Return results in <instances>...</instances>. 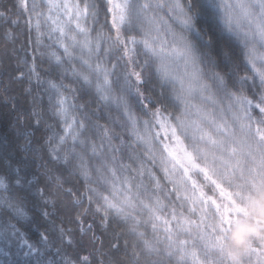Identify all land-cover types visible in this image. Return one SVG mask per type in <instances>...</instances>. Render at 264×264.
<instances>
[{
  "label": "trees",
  "instance_id": "obj_1",
  "mask_svg": "<svg viewBox=\"0 0 264 264\" xmlns=\"http://www.w3.org/2000/svg\"><path fill=\"white\" fill-rule=\"evenodd\" d=\"M70 1L0 0V264H264V41L232 1Z\"/></svg>",
  "mask_w": 264,
  "mask_h": 264
},
{
  "label": "rangeland",
  "instance_id": "obj_2",
  "mask_svg": "<svg viewBox=\"0 0 264 264\" xmlns=\"http://www.w3.org/2000/svg\"><path fill=\"white\" fill-rule=\"evenodd\" d=\"M52 1L57 9L55 13L59 15V18H66L68 20L73 18L76 8L71 4L70 0ZM226 1H232L230 2V5H232L231 7H233L232 16H235V22H237V24H247L248 26L243 25L244 27L247 26L245 29L251 34L256 33L255 36L264 41V36L262 35L263 14L255 10L256 6L263 7L262 0H254L256 2L255 4L250 2V0ZM111 4L114 7V11L116 14L114 15V18L117 19L116 16H121V10L124 5V0H111ZM117 35L119 38H121L119 31L117 32ZM166 37V39H162L161 41V45L163 44L165 48L160 53L163 54L165 60L167 61L165 68L167 73L175 80H177L182 86L191 91V94L194 95V99L192 101H194L195 106L202 107L203 105H205L207 96L209 94H206L204 92V89L202 88V83H200L198 73L191 62L187 47L178 43V36L176 32L171 28ZM125 52L128 53L127 47H125ZM133 71L136 75V78L140 79L137 71ZM210 116L211 115L208 112L207 117ZM207 119L210 120L209 118ZM165 124L166 123H164L163 125L162 132L165 142L164 145L166 146L168 153L174 155L183 164L184 167L189 168V166H193L194 162L191 159V154L187 152L188 150L185 147L184 140L177 135L176 130H174L170 125ZM186 129L188 130L189 127H187Z\"/></svg>",
  "mask_w": 264,
  "mask_h": 264
}]
</instances>
